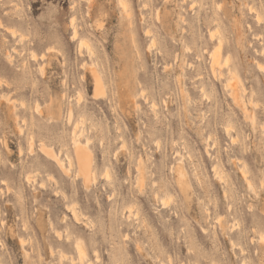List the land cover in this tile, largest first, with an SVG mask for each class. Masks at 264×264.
<instances>
[{
    "label": "rangeland",
    "instance_id": "374dc122",
    "mask_svg": "<svg viewBox=\"0 0 264 264\" xmlns=\"http://www.w3.org/2000/svg\"><path fill=\"white\" fill-rule=\"evenodd\" d=\"M50 21L58 24L56 30L45 26ZM212 32L217 34L213 38ZM220 40L221 63L213 66L214 74L210 54ZM97 42L102 43L109 62L114 56L119 61L122 81L129 87L138 81L148 91V103L155 101L154 109L137 101L151 115L133 114L125 120L133 138L142 127L138 120H143L149 125L145 131L154 129L162 141L159 151L155 145L135 146L140 157L150 161L138 180L144 194L137 196L135 203L128 191L130 184L113 188L94 173L99 159L95 151L85 150L93 172L87 179L83 177L75 150L77 144L88 143L82 136L71 145V155L61 151L65 125L59 119L62 106L58 98L63 66L67 61L73 73L79 72L85 84L90 83L102 97L101 86L96 87ZM133 51H138L144 69L134 76L129 60ZM25 65L39 68L43 75L30 73ZM34 80L38 82L35 87ZM233 80L237 82L236 98L228 87ZM45 85L50 97L37 94L46 91ZM126 91L121 90L122 108ZM34 99L37 118L49 115L45 101L52 104L53 122L43 133V144L35 138L29 143L33 113L28 106ZM104 114L113 121L110 109L105 108ZM77 119L74 113L67 128L73 139L80 135ZM0 124L6 142V146L0 144V178L5 181L0 190L7 193L0 199V227L4 229L0 233V264H33L37 260L42 264H123L127 257L153 264L160 255L150 251L153 233H160L158 224L179 233L200 215L193 197L186 216L176 214L170 205L161 212L162 219L157 218L152 211L155 196L144 178L147 172L159 187L175 180L176 190L183 187L200 199L209 191L215 192L222 225L227 219L223 198L229 182L236 185L239 194L253 195L248 204L255 212L248 213L245 206L243 228L230 237L217 229V242L193 225L195 230L186 233L178 244H170V239L162 242L169 256L182 260L188 256L189 246L206 258L219 259L221 253L215 249L223 245L228 259L236 261L242 253L239 248L233 253L232 243H247L248 233L255 241L252 229L264 226V192L255 191L264 172V0H85L77 9L70 7L69 0H2ZM238 139L241 142L234 143ZM30 148L34 156L29 154ZM88 149H92L91 144ZM118 160L119 179L137 180L127 154L122 153ZM33 170L39 175L31 176ZM125 206L127 221L118 215ZM209 212L215 214V209L209 208ZM138 215L146 227L136 231L128 225L134 224ZM231 215L241 219L236 210ZM232 223L228 220L229 225ZM121 232L150 247L138 250L136 243H128L125 252L120 247ZM247 250L255 258L259 247L252 243Z\"/></svg>",
    "mask_w": 264,
    "mask_h": 264
},
{
    "label": "clouds",
    "instance_id": "9594fccd",
    "mask_svg": "<svg viewBox=\"0 0 264 264\" xmlns=\"http://www.w3.org/2000/svg\"><path fill=\"white\" fill-rule=\"evenodd\" d=\"M2 2V0H0ZM85 0H69V5L73 9H77L80 5L84 4ZM49 27L50 30L54 31L58 28V24L55 21H50L45 25ZM103 37H101V41ZM98 43V50L100 53L99 59L96 60V68L99 73L98 79L100 86L103 90V96L95 93L91 84H85L83 76L79 72L73 73L71 68L68 66L67 61L65 62L64 72L62 74V79L60 81L61 95L58 98L59 103L62 106V111L60 113L59 119L64 121L65 125V141L62 145L61 151L66 153V155H71V145L76 142L81 136L87 144L82 147L86 151H95L98 154V164L94 169V173L97 174L101 179H104L107 186L116 188L117 184L121 186L123 184H130L129 193L132 195L133 202L137 196L143 195L144 193L140 191V184L138 183L141 175L145 174L147 169V163L140 157L139 152L136 150V145H155L156 150L159 151L162 146V141L157 139L156 133L153 130H148L149 125L145 124L143 120H138V125L142 126L140 131L133 138L129 132L128 124L125 123L127 117L133 114L136 117L142 115H151V113L145 112L141 104L137 101H144L148 103L150 97L148 91L139 85L137 81L135 87H129L125 84L121 76L122 74L117 70V65L119 61L114 56L113 60L109 62L103 52V45ZM130 67L132 68L133 76L137 71H143L142 59L139 56L138 51H133L129 57ZM140 64L137 68L136 65ZM25 68L30 73H35L36 75H43L39 68H31L29 65H25ZM36 82L34 80L33 86L35 87ZM46 91L44 93H37L39 95H47L50 97V93L47 92V86L45 85ZM126 89V95L124 97L125 107H121V90ZM89 92H93V95H89ZM36 101L33 100L32 105L28 107L33 113V117L28 128L29 132V143L33 138L38 139L41 144L46 142V137L43 136L44 131H46L47 126L52 124L53 118L51 115L52 104L45 101L44 107L49 110V115L47 118L36 117ZM103 105L104 107H101ZM155 101L148 103V108L154 109ZM105 108L110 109L113 115V121H109L107 116L104 114ZM77 116V125L79 129V136L73 137L67 132L68 125L73 122V114ZM99 117V119H97ZM167 119V116L164 117ZM156 120L159 122L160 115H156ZM90 125V127H85ZM3 125L0 124V129ZM147 137V138H146ZM247 139L246 137L244 138ZM238 139L234 143H240ZM0 144L6 146V142L2 132H0ZM88 144L92 145V149H88ZM145 151H149L145 149ZM127 154L129 160V168H135L137 172V180H123L121 181L116 175V165L119 163L118 157L121 154ZM29 154L34 156L35 153L29 149ZM150 154V153H149ZM96 163V161H94ZM31 176L39 175L38 172L33 170L30 173ZM74 178V177H73ZM144 178L148 181V187L152 189V193L155 196V205L152 207V211L156 213L157 218L162 219L161 212L163 209H168L169 206H173L176 214H183L186 216L191 208V202L193 197H196V201L199 205V215L200 219L195 221H188L184 228L180 229L179 233L173 232L170 229H165L163 225L158 224L160 228L159 235L153 233L151 239V247L145 245L142 242H138L136 239H129L124 236L121 232L119 234L120 247L127 250L128 243H136L138 250L143 248H149L153 253L160 252L153 264H264V226L259 229H252L256 232L257 239L253 241L250 233L246 234L247 243L243 241H234L232 243L231 251L234 253L236 248L240 249L242 257H237L236 261H231L228 259V253L223 251V245H219L215 250L221 253V258H206L204 254H201L197 249L189 246L188 256L185 259H180L178 256H169L167 251L163 249L162 242L170 239V244H178L182 239L186 238V233H190L195 230L193 225H198L202 230L210 234L214 239L219 242L220 237L216 236V230L220 229L221 235L230 237L231 233L243 228V211L242 209L246 206L248 213H254L255 209L252 205L248 204V200L253 199V195L245 192L243 195L239 194L236 189V185L229 182L225 187L224 201H226L227 207V219L224 220L223 225L220 223V211L219 205L220 200L217 198L215 192L209 191L204 199L196 196L195 192L191 190H185L181 187L180 190H176L174 184L175 180H169L167 185L159 187L156 183L151 182V173L147 172ZM51 181L52 177H48ZM5 181L0 178V184H4ZM31 183V180L29 181ZM53 183H55L53 181ZM172 191H169V188ZM251 188V185L249 186ZM258 194L259 192H264V172L260 173L259 176V187L255 190ZM6 190H0V199L6 195ZM117 192L114 191L113 196L115 197ZM247 197L248 199H245ZM258 198V195L256 196ZM21 203H24L22 200ZM35 207V202L33 201V208ZM209 208L215 209V214L209 212ZM233 210L239 212L241 219L237 220L235 216L231 215ZM127 211V206L118 213L122 217L123 221H127L129 217L123 216V212ZM171 211V209H170ZM261 214L264 215V209L261 210ZM33 215L35 213L33 212ZM228 220H232L231 225L228 224ZM3 221L0 218V225ZM130 228H136L139 231L141 228L146 227V222L142 216H137L135 218L134 224L128 225ZM3 227H0V233H3ZM53 231L55 229L53 228ZM133 237L136 233L133 232ZM255 243L259 247V251L255 253V258H252V254L248 252V246ZM3 247V240L0 239V248ZM151 259V257H148ZM33 264H42L40 260L34 261ZM123 264H144L143 261H133L130 257H127Z\"/></svg>",
    "mask_w": 264,
    "mask_h": 264
},
{
    "label": "bare ground",
    "instance_id": "6f19581e",
    "mask_svg": "<svg viewBox=\"0 0 264 264\" xmlns=\"http://www.w3.org/2000/svg\"><path fill=\"white\" fill-rule=\"evenodd\" d=\"M198 2V1H197ZM127 4V3H126ZM259 20V19H258ZM75 27V26H74ZM217 29H218V27H217ZM212 30V29H211ZM219 30V29H218ZM214 31V30H213ZM216 32H217V30H216ZM215 32V33H216ZM219 32V31H218ZM218 32H217V34H218ZM211 33V32H210ZM214 32H212V34H211V37L213 38L215 35H217V34H215ZM220 33V32H219ZM76 34H77V32H76ZM74 35V34H73ZM220 37V36H219ZM218 37V38H219ZM221 38V37H220ZM223 40V39H222ZM222 40H220L219 41V44L218 45H216V47H215V49L212 51V53L210 54L211 55V65H212V70H213V68L215 67L214 65L216 64H218V63H221V61L219 60L220 58H221V55H220V51H221V46H222ZM263 50V49H262ZM230 59V58H229ZM226 64V63H225ZM220 65H222V64H220ZM214 66V67H213ZM217 67V66H216ZM221 68V67H220ZM263 68V67H262ZM213 72H214V74H215V70H213ZM222 72V71H221ZM233 72V71H232ZM220 75V74H219ZM232 75V74H231ZM235 75V74H234ZM97 80H96V83H97V86L96 87H98V84H99V86H100V83L99 82H97V81H99V79L98 78H96ZM240 80V79H239ZM241 82V81H240ZM230 86V88H231V92H232V96H234V98H236L237 97V94H238V92H237V82L236 81H232L229 85H228V87ZM99 90V89H98ZM100 91V90H99ZM103 91V90H102ZM101 91V92H102ZM96 93V92H95ZM236 100V99H235ZM243 100V99H242ZM251 101V100H250ZM247 107V106H246ZM246 109V108H245ZM248 111V110H247ZM253 112V111H252ZM254 115V114H253ZM228 132V131H227ZM75 134V133H74ZM237 136V135H236ZM232 137V136H231ZM233 140V139H232ZM76 155H77V159H78V161H79V171L81 172V174L83 175V177L85 178V179H87L88 178V176H89V174L90 173H92L93 172V170H92V167H91V163H90V159H89V154L88 153H86V151L83 149V147H82V145H80V144H77L76 145ZM53 158L55 157V159L57 158V156H55V154H53V152H51L50 150H46ZM85 151V152H84ZM84 153V154H83ZM88 154V155H87ZM84 157H88L87 159H85ZM61 163H62V161H61ZM72 164V161H70V165ZM215 166V165H214ZM64 167V166H63ZM214 170H215V168H214ZM244 172V171H243ZM222 178V177H221ZM142 182V181H141ZM75 215V214H74ZM77 218V217H76ZM78 219V218H77ZM22 238V237H21ZM22 241V240H21ZM24 242V241H23ZM24 244V243H23ZM79 247V246H78ZM83 248V247H82ZM81 248V246H80V249H82ZM78 251H79V248H78ZM82 252V251H81ZM80 252V254L79 255H82V256H84L82 253ZM79 253V252H78ZM83 253H84V249H83ZM85 253H86V251H85ZM84 253V254H85ZM86 256H87V254H85ZM82 256H80V257H82ZM86 256H84V258L86 257ZM83 259V258H82Z\"/></svg>",
    "mask_w": 264,
    "mask_h": 264
}]
</instances>
